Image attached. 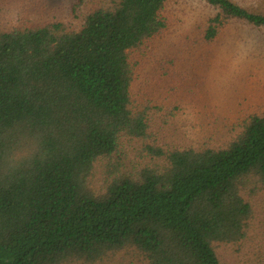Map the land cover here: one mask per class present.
<instances>
[{
  "label": "trees",
  "instance_id": "trees-1",
  "mask_svg": "<svg viewBox=\"0 0 264 264\" xmlns=\"http://www.w3.org/2000/svg\"><path fill=\"white\" fill-rule=\"evenodd\" d=\"M105 1L77 23L0 28V264H222L216 246L252 228L245 192L264 189V115L224 147L148 141L158 107L133 91L148 42L169 27L168 0ZM199 1L210 8L201 45L232 25L264 34V13ZM124 139L164 164L93 189L95 164Z\"/></svg>",
  "mask_w": 264,
  "mask_h": 264
},
{
  "label": "rangeland",
  "instance_id": "rangeland-1",
  "mask_svg": "<svg viewBox=\"0 0 264 264\" xmlns=\"http://www.w3.org/2000/svg\"><path fill=\"white\" fill-rule=\"evenodd\" d=\"M77 1L0 0V28L54 16L73 24L82 11L107 2L85 0L75 16L71 6ZM233 1L264 13V0ZM167 8L169 27L148 42L133 91L137 102L158 107L148 111V141L165 151L224 147L240 133L249 115H264V34L232 25L212 44L201 45L197 38L210 8L199 0H168ZM143 144L124 139L110 161L97 162L90 178L93 189L103 191L115 176L162 166L163 158L147 154ZM244 198L255 211L252 228L246 240L216 246L222 264H258L264 250V189L254 193L247 189Z\"/></svg>",
  "mask_w": 264,
  "mask_h": 264
}]
</instances>
